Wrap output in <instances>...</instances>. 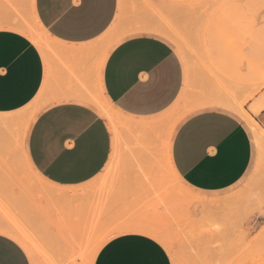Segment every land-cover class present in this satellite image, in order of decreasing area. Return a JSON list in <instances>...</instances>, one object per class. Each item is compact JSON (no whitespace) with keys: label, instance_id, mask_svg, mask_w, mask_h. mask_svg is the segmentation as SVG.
I'll use <instances>...</instances> for the list:
<instances>
[{"label":"crops","instance_id":"1","mask_svg":"<svg viewBox=\"0 0 264 264\" xmlns=\"http://www.w3.org/2000/svg\"><path fill=\"white\" fill-rule=\"evenodd\" d=\"M119 1L0 0V122L43 94L48 105L31 123L27 153L37 172L64 193L101 174L113 158V132L92 104L98 86L126 116L161 129L160 115L184 85L181 57L163 37L133 35L101 56L98 39L115 21ZM30 15L51 37L46 50L20 30ZM259 26L256 52L264 63V19ZM263 96L264 88L255 99ZM256 101L254 122L264 136V99ZM251 131L253 136L237 114L223 108L197 111L178 126L172 163L199 196L197 217L202 208L213 211L226 201L227 192L248 174L253 137L261 143L252 123ZM141 142L159 150L163 141L149 134ZM146 173L142 178V172H130L137 177L124 183L125 195L114 209L109 206L106 221L118 233L100 247L93 264H174L167 245L153 234L167 230V171L149 167ZM0 264L32 261L22 244L0 232Z\"/></svg>","mask_w":264,"mask_h":264},{"label":"rangeland","instance_id":"2","mask_svg":"<svg viewBox=\"0 0 264 264\" xmlns=\"http://www.w3.org/2000/svg\"><path fill=\"white\" fill-rule=\"evenodd\" d=\"M261 19L264 0H120L115 21L98 39L101 56L127 37L148 33L168 40L184 64L182 91L160 115L165 126L151 128L126 116L98 86L92 104L113 132V158L101 174L64 193L37 172L27 153L31 123L48 105L41 93L8 115L11 121L0 122V232L22 244L32 264H93L118 233L106 219L109 206L125 195L124 183L137 177L129 173L147 178L149 167H156L167 171V230L153 234L174 264H264V136L259 145L253 137L248 174L213 211L202 208V217L196 215L199 196L177 174L171 156L180 123L203 109L234 112L252 134L253 102L264 99H255L264 88V63L256 52ZM21 29L43 50L51 42L34 15ZM149 134L162 139L161 149L147 150L141 139Z\"/></svg>","mask_w":264,"mask_h":264},{"label":"bare ground","instance_id":"3","mask_svg":"<svg viewBox=\"0 0 264 264\" xmlns=\"http://www.w3.org/2000/svg\"><path fill=\"white\" fill-rule=\"evenodd\" d=\"M39 23V22H38ZM40 24V23H39ZM41 25V24H40ZM20 30H22L23 32H25V33H27V31L25 30V29H21V27H20ZM45 30V29H44ZM45 32H46V30H45ZM27 35H28V33H27ZM29 36V35H28ZM30 37V36H29ZM13 118H7L6 119V121L8 120H12ZM250 119V118H249ZM116 120V119H115ZM251 121V123L253 124V126L255 127V129L257 130V133L259 134V139H260V142H261V138L263 137V133L260 131V129L257 127V125H256V122H254V120L253 119H250ZM253 120V121H252ZM117 121V120H116ZM13 122V121H12ZM262 144H263V141H262ZM102 243V242H101ZM105 243V242H104ZM74 247V250H75V248H77V245L76 244H72V245H70V247ZM77 250V249H76ZM97 252V251H96ZM97 254V253H96Z\"/></svg>","mask_w":264,"mask_h":264}]
</instances>
